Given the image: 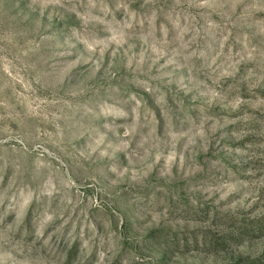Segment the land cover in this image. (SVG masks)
Instances as JSON below:
<instances>
[{"label": "rangeland", "instance_id": "374dc122", "mask_svg": "<svg viewBox=\"0 0 264 264\" xmlns=\"http://www.w3.org/2000/svg\"><path fill=\"white\" fill-rule=\"evenodd\" d=\"M0 264H264V0H0Z\"/></svg>", "mask_w": 264, "mask_h": 264}]
</instances>
